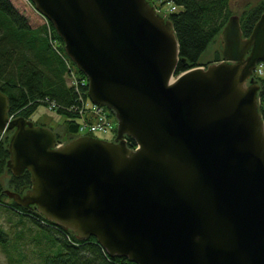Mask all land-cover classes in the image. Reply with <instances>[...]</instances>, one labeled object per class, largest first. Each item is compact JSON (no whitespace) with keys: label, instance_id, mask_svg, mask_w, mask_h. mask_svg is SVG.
<instances>
[{"label":"water","instance_id":"1","mask_svg":"<svg viewBox=\"0 0 264 264\" xmlns=\"http://www.w3.org/2000/svg\"><path fill=\"white\" fill-rule=\"evenodd\" d=\"M30 1L117 130L112 140L59 142L49 127L11 118L0 91L5 169L30 175L23 193L3 188L7 199L135 264H264L254 77L264 62V11L247 37L230 15L213 41L219 60L203 57L177 75L185 59L172 23L149 0Z\"/></svg>","mask_w":264,"mask_h":264},{"label":"trees","instance_id":"2","mask_svg":"<svg viewBox=\"0 0 264 264\" xmlns=\"http://www.w3.org/2000/svg\"><path fill=\"white\" fill-rule=\"evenodd\" d=\"M30 1V0H29ZM171 2L177 11L166 15L173 26L179 44V55L185 63H179L176 74L194 67L207 51L209 45L222 30L229 16L233 14L232 0H163ZM264 11V6L245 12L240 16L244 36H249L254 24ZM52 36L58 39V51L52 50L49 40L41 31L30 28L27 19L12 5L10 0H0V91L9 98V115H30L38 105L46 104L45 98L55 101L59 107L51 109L62 117L58 130L50 127L51 123L35 124L47 126L57 134L59 142H67L79 137V115L69 110L77 105L76 91L66 85L70 69L81 79L84 74L69 62L63 53L62 41L53 27ZM219 59L216 58L215 61ZM203 64V62H202ZM260 85L259 111L264 120V78H257ZM84 97H87L86 85ZM52 126V125H51ZM60 127V128H59ZM8 137L0 139V176L8 173V188L23 193L30 187V175L25 173L20 177L10 174L5 169L9 158L7 150ZM128 146L134 148V141L128 138ZM0 183V206L20 209L23 216L29 217L37 225L54 230L62 239L58 242L56 251L44 257V264H135L126 258L109 257L97 244L94 237L85 240L76 239L71 232L57 227L45 220L36 210H28L17 206L2 193ZM0 247L9 253L5 233L0 228Z\"/></svg>","mask_w":264,"mask_h":264},{"label":"rangeland","instance_id":"3","mask_svg":"<svg viewBox=\"0 0 264 264\" xmlns=\"http://www.w3.org/2000/svg\"><path fill=\"white\" fill-rule=\"evenodd\" d=\"M12 5L17 11L23 15L33 30L41 31L42 35L48 36L47 21L42 15L35 11L33 5L29 0H10ZM264 6V0H232L233 14L242 16L243 13L249 12L255 8ZM50 46L52 50L54 47ZM218 42H213L209 45L207 51L203 55V62L205 65L216 62L214 61L219 57ZM69 78L66 77V85L68 86ZM30 119L33 122L41 123L50 122V127L58 130V126L61 124L62 117L56 114L47 106L40 104L30 115ZM61 126V125H60ZM60 128V127H59ZM79 136H84L83 133ZM97 138L112 140L115 136V132L109 134H94ZM10 175L4 173L0 176V183L3 188H8V180ZM6 201H8L6 199ZM0 228L6 235L9 253H5L0 247V264H44V257L57 249L58 242L54 239H62L60 234L51 230L48 227H43L40 224L34 223L29 217L23 216L11 208L0 206Z\"/></svg>","mask_w":264,"mask_h":264},{"label":"built area","instance_id":"4","mask_svg":"<svg viewBox=\"0 0 264 264\" xmlns=\"http://www.w3.org/2000/svg\"><path fill=\"white\" fill-rule=\"evenodd\" d=\"M158 11L165 16L178 10L171 2L164 3L163 0H156ZM51 45L56 51L58 46L55 40L51 41ZM256 73L260 77H264V66L259 64ZM68 84L77 93V105L72 106L69 110L76 111L79 115L80 124L78 127L79 133L84 134H109L116 129V122L110 112L105 108L91 103L87 97H84L85 79L76 76L72 69L69 71ZM43 102L49 109L59 107L55 101L45 98Z\"/></svg>","mask_w":264,"mask_h":264}]
</instances>
